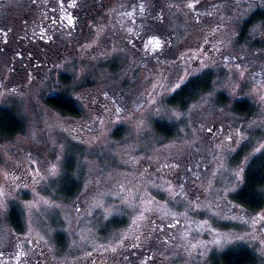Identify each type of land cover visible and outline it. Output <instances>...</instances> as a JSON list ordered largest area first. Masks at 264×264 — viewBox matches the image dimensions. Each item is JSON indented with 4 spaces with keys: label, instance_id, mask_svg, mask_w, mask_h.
<instances>
[{
    "label": "rangeland",
    "instance_id": "1",
    "mask_svg": "<svg viewBox=\"0 0 264 264\" xmlns=\"http://www.w3.org/2000/svg\"><path fill=\"white\" fill-rule=\"evenodd\" d=\"M101 1L104 15L52 64L43 43L5 34L0 10V108L24 123L0 139V264H220L242 248L264 264V207L234 198L264 151V22L243 31L264 0ZM207 73L209 90L169 104ZM59 95L80 113L49 103ZM243 101L255 110L238 111ZM72 158L81 184L67 198Z\"/></svg>",
    "mask_w": 264,
    "mask_h": 264
},
{
    "label": "trees",
    "instance_id": "2",
    "mask_svg": "<svg viewBox=\"0 0 264 264\" xmlns=\"http://www.w3.org/2000/svg\"><path fill=\"white\" fill-rule=\"evenodd\" d=\"M258 22H264V11H254L251 17L243 24V31H246ZM212 87V75L207 73L191 78L182 87H180L170 98L169 104L186 108L195 101L200 93L209 90ZM49 103L67 114L80 113L77 103L65 95L53 96L48 99ZM236 109L240 112H253L254 106L249 101L237 102ZM159 134L163 136H172L175 134V127L169 125L165 120H158L155 123ZM24 123L11 109L0 108V139L11 138L22 132ZM115 134L122 135V129H117ZM74 159L70 167L66 170L65 177L62 178L60 186L61 192L67 198L75 196L80 188L79 182L73 176ZM235 200L242 206L257 210L264 207V151L253 158L248 164L242 187L236 192ZM9 220L12 226L22 231L24 229V220L20 209L14 205L9 212ZM126 219L118 218L110 222L111 226L120 227L126 224ZM220 264H258L257 255L248 248L239 250H228L215 257Z\"/></svg>",
    "mask_w": 264,
    "mask_h": 264
},
{
    "label": "flooded vegetation",
    "instance_id": "3",
    "mask_svg": "<svg viewBox=\"0 0 264 264\" xmlns=\"http://www.w3.org/2000/svg\"><path fill=\"white\" fill-rule=\"evenodd\" d=\"M106 3L101 0H0V10L6 17L1 19V24L12 40L31 45L43 43L46 50L41 54L42 60L49 57L48 63L52 64L51 59L61 55L60 51L69 53L72 43L77 42L78 32L86 34L91 30L92 17L101 18ZM19 9L23 13H18ZM69 18L72 23L68 22ZM62 41L66 42L63 48L56 46Z\"/></svg>",
    "mask_w": 264,
    "mask_h": 264
},
{
    "label": "snow or ice",
    "instance_id": "4",
    "mask_svg": "<svg viewBox=\"0 0 264 264\" xmlns=\"http://www.w3.org/2000/svg\"><path fill=\"white\" fill-rule=\"evenodd\" d=\"M69 23H72V21H71V19L69 18V21H68ZM157 44H158V42H157Z\"/></svg>",
    "mask_w": 264,
    "mask_h": 264
}]
</instances>
